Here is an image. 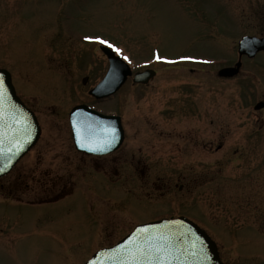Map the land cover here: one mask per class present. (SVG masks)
<instances>
[{"label":"rangeland","instance_id":"obj_1","mask_svg":"<svg viewBox=\"0 0 264 264\" xmlns=\"http://www.w3.org/2000/svg\"><path fill=\"white\" fill-rule=\"evenodd\" d=\"M244 35L264 36V0H0V68L42 130L31 171L74 174L72 194L54 203L36 182L0 195V264H82L138 221L172 212L204 229L224 264H264V108L253 109L264 102V52L233 78L216 75ZM95 37L155 78L94 101L87 91L107 68ZM79 103L119 115V152H147L152 170L180 175L189 191L142 200L136 214L129 182L84 179L87 163L67 164V113Z\"/></svg>","mask_w":264,"mask_h":264},{"label":"water","instance_id":"obj_2","mask_svg":"<svg viewBox=\"0 0 264 264\" xmlns=\"http://www.w3.org/2000/svg\"><path fill=\"white\" fill-rule=\"evenodd\" d=\"M239 58H252L264 50V37H242L237 43ZM108 60L103 79L88 94L96 100L112 95L131 72L126 64L104 47ZM240 62L217 72L219 77L237 74ZM154 76L151 70L136 73L133 83L146 84ZM86 78L82 83H86ZM0 177L35 143L39 128L33 114L16 97L10 75L0 69ZM263 107L260 102L255 109ZM74 145L78 151L105 154L115 150L122 141L120 120L79 105L69 113ZM111 143H104L105 139ZM103 151L90 150L97 145ZM83 145V146H82ZM85 264H222L213 241L195 224L179 217L162 219L137 226L115 245L97 251Z\"/></svg>","mask_w":264,"mask_h":264},{"label":"flooded vegetation","instance_id":"obj_3","mask_svg":"<svg viewBox=\"0 0 264 264\" xmlns=\"http://www.w3.org/2000/svg\"><path fill=\"white\" fill-rule=\"evenodd\" d=\"M38 142L18 161L8 174L0 178L1 196L13 197L19 193L30 192V185L34 182L39 184V188L49 190V193L42 194L45 195L43 197L48 198L45 199L48 200L47 202L67 198L72 194V178L74 174L65 177L63 173L57 172L60 170V167L55 168V172L49 168H42L37 176L34 174V171H31L34 170L35 164L42 154V150L37 148ZM68 149L72 152L67 157V164L75 165L77 168V166L81 167L83 164L87 163V173L85 170V173L82 175L84 179L88 180L95 176L97 180L100 181L99 178L110 180L114 177L116 180L121 179L129 182L131 185V192L128 198L131 209H135L136 214L138 211H141L138 210L136 204L142 200L146 206V203L153 200L156 201V198H163L168 195L176 196L177 193L178 195L182 194L183 190L189 191L186 184H179L180 181L184 180L180 175L172 179L160 173L161 170L159 169V171L152 170V167L148 164L150 155L147 152H142L140 149L135 151L132 148L131 150L125 148L121 152H119L120 149H118L108 155L93 156L77 152L72 146L71 141ZM35 158L36 162H32ZM104 168H106V170H104ZM91 172L93 175H91ZM39 188L37 190L40 197L41 192ZM14 193L15 195H13ZM157 194H159V196H157ZM41 202L45 203L43 201ZM170 214L168 217L173 216ZM92 219L93 216H89V220ZM152 220L154 219L151 217L146 218L142 221H138L137 224ZM259 224L261 227H264V221Z\"/></svg>","mask_w":264,"mask_h":264},{"label":"snow or ice","instance_id":"obj_4","mask_svg":"<svg viewBox=\"0 0 264 264\" xmlns=\"http://www.w3.org/2000/svg\"><path fill=\"white\" fill-rule=\"evenodd\" d=\"M86 40H91L93 39L92 37H85ZM96 41H98L101 44H106L108 47L112 48L113 46L111 44H109L106 40L101 39L100 37H95L94 38ZM115 51H117L119 53V49H115ZM125 59H127V57H125ZM157 59H161L160 57L157 56ZM182 59H188V58H182ZM3 90V84L2 81H0V92H2ZM104 143H111L110 140H108L107 138L105 139ZM83 146V145H82ZM90 150L92 151H103V147L101 145H97L96 147L91 148Z\"/></svg>","mask_w":264,"mask_h":264}]
</instances>
